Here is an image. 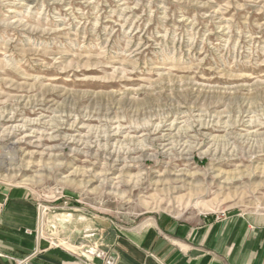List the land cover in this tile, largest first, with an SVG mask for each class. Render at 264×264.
I'll list each match as a JSON object with an SVG mask.
<instances>
[{"label":"rangeland","instance_id":"obj_1","mask_svg":"<svg viewBox=\"0 0 264 264\" xmlns=\"http://www.w3.org/2000/svg\"><path fill=\"white\" fill-rule=\"evenodd\" d=\"M0 190L85 254L264 212V0H0Z\"/></svg>","mask_w":264,"mask_h":264},{"label":"crops","instance_id":"obj_2","mask_svg":"<svg viewBox=\"0 0 264 264\" xmlns=\"http://www.w3.org/2000/svg\"><path fill=\"white\" fill-rule=\"evenodd\" d=\"M8 192L0 204V264L32 255L30 264H106L50 244L40 233L35 204L23 192ZM103 244L115 264H264V212L227 213L193 224L157 216L111 234Z\"/></svg>","mask_w":264,"mask_h":264},{"label":"built area","instance_id":"obj_3","mask_svg":"<svg viewBox=\"0 0 264 264\" xmlns=\"http://www.w3.org/2000/svg\"><path fill=\"white\" fill-rule=\"evenodd\" d=\"M40 213V221H41V210H39ZM50 244L53 245L52 242ZM79 256L86 262H91L93 259H103L105 260L106 264H115L114 257L110 252H104L99 250L91 249L90 251H86V254L84 252H79ZM32 256H29L28 258L24 260H16L14 264H30Z\"/></svg>","mask_w":264,"mask_h":264},{"label":"water","instance_id":"obj_4","mask_svg":"<svg viewBox=\"0 0 264 264\" xmlns=\"http://www.w3.org/2000/svg\"><path fill=\"white\" fill-rule=\"evenodd\" d=\"M8 194L7 190H0V204L4 203Z\"/></svg>","mask_w":264,"mask_h":264},{"label":"bare ground","instance_id":"obj_5","mask_svg":"<svg viewBox=\"0 0 264 264\" xmlns=\"http://www.w3.org/2000/svg\"><path fill=\"white\" fill-rule=\"evenodd\" d=\"M2 164V163H1Z\"/></svg>","mask_w":264,"mask_h":264}]
</instances>
